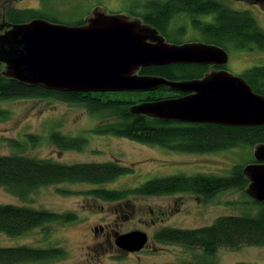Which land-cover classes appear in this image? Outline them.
Segmentation results:
<instances>
[{
	"label": "trees",
	"instance_id": "obj_1",
	"mask_svg": "<svg viewBox=\"0 0 264 264\" xmlns=\"http://www.w3.org/2000/svg\"><path fill=\"white\" fill-rule=\"evenodd\" d=\"M264 8V0H240ZM0 29L4 32L13 26L43 20L59 24L39 9H18L13 0H0ZM128 16L155 30L169 44L204 43L225 50L264 52V29L259 27L249 11L230 8L226 0H145L137 3ZM79 20L68 26H83ZM190 35L189 37H187ZM187 37V38H186ZM226 70L210 65H167L144 67L140 76L185 82L200 80L211 71ZM252 91L264 96V66L246 69L240 75ZM173 96L163 98L160 95ZM127 95L121 98L119 96ZM136 96L139 98L132 97ZM185 94L162 86L144 93H78L57 92L42 86L19 83L5 75L0 63V103L11 100L54 99L78 105L98 120L93 128L96 135L125 138L145 145L187 154H207L235 148H255L264 145V126H222L214 124H188L163 121L137 112L143 103H153L178 98ZM143 96V97H142ZM10 113L0 107V121ZM50 142L63 151L84 150V136L70 137L53 131ZM38 139L28 135L24 143L34 145ZM14 148L24 147L23 142L10 141ZM252 159L249 164L255 163ZM248 165H237L227 175L195 174L173 175L149 180L126 190L102 188L132 169L117 162L64 164L50 159H39L22 153L0 155V187L25 201L42 187L60 184H88L95 186L87 194L96 200L112 203L127 200L131 195L141 197L193 194L206 199L227 191L238 190L249 198L252 205L260 207L255 215L220 216L206 227L195 229L164 228L154 234L155 242L177 245L187 250L200 249L206 256L214 257L219 249L238 250L242 247L264 246V202L253 200L247 193L249 180L244 173ZM77 221L73 213L58 214L27 205L0 204V234L17 237L52 224H70ZM62 247L34 248L26 245L0 247V264L38 262L47 264L64 259ZM173 264V263H164ZM175 264H214L201 260ZM248 264V263H238Z\"/></svg>",
	"mask_w": 264,
	"mask_h": 264
},
{
	"label": "rangeland",
	"instance_id": "obj_2",
	"mask_svg": "<svg viewBox=\"0 0 264 264\" xmlns=\"http://www.w3.org/2000/svg\"><path fill=\"white\" fill-rule=\"evenodd\" d=\"M140 1L145 0H13L12 6L39 9L59 24L71 25L79 20L88 23L98 13L134 20L128 12L135 11ZM226 3L234 10L249 11L259 27L264 29V8L240 0H226ZM3 33L0 29V34ZM254 66H264V52L228 51L226 72L230 75L240 76L244 70ZM170 96L173 95H160L163 98ZM0 107L10 113L9 119L0 121V155L22 153L64 164L117 162L132 169L114 182L101 185L108 190H128L149 180L180 174L212 173L224 176L237 165H248L257 147L207 154L177 153L125 138L96 135L92 131L98 120L78 105L54 99H27L2 102ZM53 131L70 137L84 136L87 144L81 152L60 150L49 140ZM28 135L38 141L34 145L24 143ZM12 140L23 142L24 147L14 148ZM94 187L69 183L42 187L25 201L0 187V204L27 205L58 214L73 213L77 218L74 223L52 224L46 230L36 228L17 237L0 234V247L26 245L65 249L67 255L64 259L47 264H175L196 260L214 264H264V246L219 249L211 259L200 249L187 250L154 240V234L164 228L195 229L211 225L220 216L255 215L260 207L252 205L241 191L227 190L210 199L193 194L131 195L124 201L106 203L87 194ZM132 231L147 235L146 247L137 253L118 249L115 238ZM21 264L41 263L31 261Z\"/></svg>",
	"mask_w": 264,
	"mask_h": 264
},
{
	"label": "water",
	"instance_id": "obj_3",
	"mask_svg": "<svg viewBox=\"0 0 264 264\" xmlns=\"http://www.w3.org/2000/svg\"><path fill=\"white\" fill-rule=\"evenodd\" d=\"M227 62L228 53L221 48L204 43L169 44L139 20L121 15L98 13L83 26L36 20L0 34V63L5 75L19 83L78 93H144L167 86L185 95L143 103L137 112L167 122L264 126V96L224 69L185 82L138 74L144 67H224ZM253 155L257 163L244 169L247 193L264 202V145L257 146ZM147 241L144 232L132 231L118 235L115 245L137 253Z\"/></svg>",
	"mask_w": 264,
	"mask_h": 264
},
{
	"label": "flooded vegetation",
	"instance_id": "obj_4",
	"mask_svg": "<svg viewBox=\"0 0 264 264\" xmlns=\"http://www.w3.org/2000/svg\"><path fill=\"white\" fill-rule=\"evenodd\" d=\"M257 162H255V163H252V164H256ZM249 165H251V164H249Z\"/></svg>",
	"mask_w": 264,
	"mask_h": 264
}]
</instances>
